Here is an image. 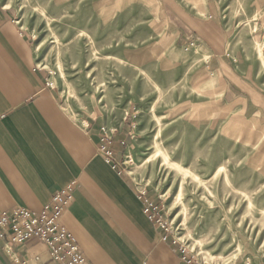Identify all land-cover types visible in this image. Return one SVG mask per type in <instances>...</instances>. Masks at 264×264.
<instances>
[{"label": "rangeland", "instance_id": "obj_1", "mask_svg": "<svg viewBox=\"0 0 264 264\" xmlns=\"http://www.w3.org/2000/svg\"><path fill=\"white\" fill-rule=\"evenodd\" d=\"M177 1L206 18L203 0ZM210 2L225 63L264 95V0ZM0 5L65 111L102 121L111 149L112 132L124 135L113 159L161 207L170 234L160 241L183 247L188 264H264V120L222 101L206 48L175 41L157 0Z\"/></svg>", "mask_w": 264, "mask_h": 264}, {"label": "crops", "instance_id": "obj_2", "mask_svg": "<svg viewBox=\"0 0 264 264\" xmlns=\"http://www.w3.org/2000/svg\"><path fill=\"white\" fill-rule=\"evenodd\" d=\"M157 1L159 18L175 41L195 39L209 52L222 101L242 103L264 120V95L254 85L250 90L241 86L242 78L225 63L223 34L210 21V0H203L206 18L181 13L177 0ZM48 82L30 40L0 5V214L16 208L37 213L71 185L72 202L61 224L89 264H188L175 244L160 241L145 218L139 188L98 154L101 128L107 126L92 116L72 118ZM123 136L112 132L116 161L121 160ZM3 245L0 240V264H53L35 240L14 246L9 254Z\"/></svg>", "mask_w": 264, "mask_h": 264}, {"label": "built area", "instance_id": "obj_3", "mask_svg": "<svg viewBox=\"0 0 264 264\" xmlns=\"http://www.w3.org/2000/svg\"><path fill=\"white\" fill-rule=\"evenodd\" d=\"M97 152L106 163L119 168V164L113 159L111 139L105 132L100 136ZM139 197L143 201L142 211L145 218L159 233L161 240L165 241L170 232L161 207L151 201L145 192H140ZM71 202L72 186L70 185L56 192L37 213L16 208L9 213L0 214V240H4L3 250L6 254L11 253L14 246L35 240L45 246L53 264H89L74 237L61 224L62 214ZM173 244L176 242L173 241ZM178 253L182 261L188 262L183 247L178 246Z\"/></svg>", "mask_w": 264, "mask_h": 264}]
</instances>
